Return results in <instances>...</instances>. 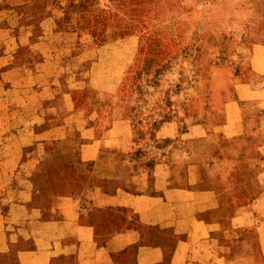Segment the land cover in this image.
I'll list each match as a JSON object with an SVG mask.
<instances>
[{
    "label": "rangeland",
    "instance_id": "rangeland-1",
    "mask_svg": "<svg viewBox=\"0 0 264 264\" xmlns=\"http://www.w3.org/2000/svg\"><path fill=\"white\" fill-rule=\"evenodd\" d=\"M29 59L56 80L54 122L76 114L102 134L126 121L121 142L103 150L114 166L191 160L201 169L205 153L223 188L224 206L207 218L222 222L211 237L221 239L225 264H264V0H0V72L26 75ZM18 108L23 122L27 107ZM235 115L238 128L219 130ZM71 135L80 139L78 129ZM50 147L77 152V144ZM41 163L39 198L92 166ZM18 247L3 239L0 264H19Z\"/></svg>",
    "mask_w": 264,
    "mask_h": 264
},
{
    "label": "crops",
    "instance_id": "crops-1",
    "mask_svg": "<svg viewBox=\"0 0 264 264\" xmlns=\"http://www.w3.org/2000/svg\"><path fill=\"white\" fill-rule=\"evenodd\" d=\"M16 70L0 72V114H6L0 119V243L18 242L19 264H225L221 239L211 237L222 222L207 218L210 209L224 206L223 188L205 153L197 158L201 169L176 159L174 168L157 163L137 171L126 158L116 167L115 154L103 150L121 142L125 120L102 134L76 114L54 122L48 101L58 86L52 73L30 59L26 75ZM18 107H27L23 122L16 118ZM237 120L235 115L219 130L238 126ZM74 129L78 141L70 138ZM64 143L77 144V152L50 147ZM29 145L36 146L25 157ZM53 157L92 166L77 168L75 176L61 179L67 186L39 198L43 190L35 177L41 161Z\"/></svg>",
    "mask_w": 264,
    "mask_h": 264
}]
</instances>
